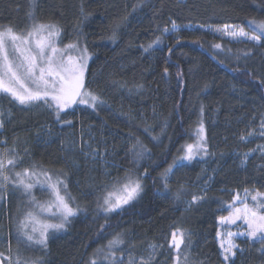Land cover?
<instances>
[{
  "label": "trees",
  "instance_id": "obj_1",
  "mask_svg": "<svg viewBox=\"0 0 264 264\" xmlns=\"http://www.w3.org/2000/svg\"><path fill=\"white\" fill-rule=\"evenodd\" d=\"M136 3L35 0L33 6L30 0H0V29L11 25L23 34L34 23H54L63 44L86 47L90 55L86 86L104 101L94 110L79 104L57 120L43 102L20 105L0 93V103L10 112L0 131L7 145H0V150L14 146L23 159L8 174L33 164L62 173L67 190L61 193L71 198L72 207L82 209L64 230L50 232L46 249L28 246L17 241L16 225L32 207L29 198L11 185L0 192L6 197L0 200V252L9 255L10 245L13 264L17 255L39 258L42 264H88L95 250L117 233L124 241L113 249L118 264H128L130 258L139 264L149 256L151 264L174 263L176 251L169 246L174 230L180 237L185 233L181 260L187 255V264H222L216 240L218 217L228 213L235 192L264 193V154L257 147L264 139L246 137L249 128L264 121V44L231 41L210 30L225 24L250 30L249 20H264V0H144L142 8L132 13ZM30 10L34 19L27 15ZM126 15L127 22L116 28ZM172 21L180 29L165 33ZM157 37L160 43L144 51ZM217 43L221 49L212 47ZM249 49L252 53L245 58ZM201 121L208 155L202 152L182 161L168 181L170 190L163 191L161 181L154 178L184 155L186 145L196 142ZM80 136L106 152L110 176L101 162L77 153ZM137 138L151 156L136 159L130 149ZM146 168L150 174L141 181L144 191L139 197L107 216L98 210V198L114 178L128 173L136 179ZM181 185L184 190L177 198ZM41 192L32 195L46 198L48 193ZM193 195L205 198L189 206ZM105 222L110 227L101 233ZM260 247V241L242 242L243 252L234 264H264ZM99 259L109 264L102 256Z\"/></svg>",
  "mask_w": 264,
  "mask_h": 264
},
{
  "label": "snow or ice",
  "instance_id": "obj_2",
  "mask_svg": "<svg viewBox=\"0 0 264 264\" xmlns=\"http://www.w3.org/2000/svg\"><path fill=\"white\" fill-rule=\"evenodd\" d=\"M30 4L34 6L35 0H30ZM143 4L144 0H138V3L133 5L132 13L142 8ZM27 15L29 18L34 19L32 10ZM128 19V15L122 17L120 22L116 24V28L126 23ZM248 27L251 29V34L243 28L237 30L235 26L227 24L220 28L212 29V31L233 39L246 38L248 41L254 42L256 46L264 44V20H249ZM179 29L180 26L175 21H172L171 28L165 27L163 31L168 33L176 32ZM60 35L61 30L54 23H34L26 35L18 34L11 25L0 30V93L10 96L14 102L20 105H33L43 102L47 108L54 110L57 120H60L61 114L66 109L71 108L75 104L86 105L94 110L98 105L104 103L100 96L86 86L85 70L88 66L89 58L87 48L81 49L77 44H69L65 45L64 48H60L57 45ZM111 39L115 41V31ZM159 43L160 37H157L144 48V51H149L154 45ZM212 47L221 49L222 46L217 43L212 45ZM72 51H79L80 55L75 57L68 55ZM169 51L171 52V49ZM251 53L252 50L249 49L243 53V56L246 58ZM236 58L239 60L241 56L237 55ZM164 73L168 74L167 68L164 69ZM177 76H182V73L178 72ZM201 112H203V108ZM0 116H2V113H0ZM61 123L71 124L72 122L61 121ZM261 127L264 129V121H262ZM3 128L4 121L0 119V129ZM144 130L147 132L148 128L145 127ZM197 131L199 142L186 145L184 148L185 154L174 159L172 164L154 178V182L157 179L161 181L163 191L170 190L168 181L176 168L182 166V161H191L194 156L199 155L201 152L208 155L203 121L200 122ZM251 134L249 133V135ZM152 139L154 141L159 140V137L153 136ZM240 139L244 140L245 137L241 136ZM0 145H7V140L0 139ZM130 151L135 152L137 160L151 156V150L140 142L138 138ZM261 151L264 154V146L261 147ZM103 155L104 153L95 150L92 152L93 159L97 156L103 158ZM85 156L87 157L88 154L85 153ZM244 156L246 160L248 153H245ZM21 163H23V159L14 146L4 147L0 150V192H4L11 185L15 189L22 190L23 194L29 198L28 203L32 206V210L27 211L23 219L18 221L16 238L18 242L23 240L28 246L39 245L46 249L50 238V230H64L70 219L82 209L79 206L72 207L71 198L61 195L62 191L66 193L67 190L65 180L61 179L62 173L53 174L42 166L33 164L30 167L8 174ZM149 174V170L146 168L136 179H133L128 173L124 177L114 178L111 183L113 191H109L102 198H98V210L107 216L122 209L124 205H128L144 191V185L141 181L147 178ZM37 184L49 190L52 196L49 202L37 201L35 196L32 195V190ZM206 186L207 182L205 191ZM183 190V185L177 189V198H179ZM117 192L120 194H117ZM248 196L249 192L247 189L245 190L244 200H241L238 194L233 196L232 201L227 205L228 209H230L229 215L218 217L217 222L219 225H235L237 221L242 220L247 226L246 232H227V239L224 238L219 229L217 230L216 235L225 264H228V262L234 264L237 250L241 253L243 252L240 245L234 242L235 237H246L247 240L252 242L260 241L261 247L257 251L264 254V203H254L250 207L246 202ZM5 198V196L0 195V200ZM204 198V196L193 195L191 201L188 202L189 206L202 201ZM260 199H264V193L257 191L254 195H251L253 202H257ZM237 204H242L243 206L237 207ZM41 213L59 218L60 222H43L38 219ZM107 227H110L107 222L102 224L101 233ZM121 235L117 233L113 239L108 241L107 245L96 249L88 264H101L99 259L101 256L103 260L109 261V264H118L119 258L115 256L113 249L124 243ZM184 236L185 233L181 232L180 239H177V231L174 230L169 240V246L176 250V255L173 257L174 264H187V255H185L184 260L180 259L181 248L185 244ZM150 247L155 250L156 246L151 245ZM105 248L107 251H105ZM7 252L9 253L7 256L4 252H0V264H13L10 245ZM151 260V256L147 260L141 258L139 264H151ZM15 264H42V261L39 258L34 260L25 259L17 255ZM128 264H137V262L135 258H130Z\"/></svg>",
  "mask_w": 264,
  "mask_h": 264
},
{
  "label": "rangeland",
  "instance_id": "obj_3",
  "mask_svg": "<svg viewBox=\"0 0 264 264\" xmlns=\"http://www.w3.org/2000/svg\"><path fill=\"white\" fill-rule=\"evenodd\" d=\"M225 25H226V24H225ZM227 25L235 26V28H236L237 30H239V28H243L246 32H249V34H251V29L248 30L247 28H244V27H242V26H240V25H234V24H227ZM222 26H224V25H222ZM222 26L211 27L210 30H211V32H212L213 34H215V35H217V36H220V37H223V38H226V39H229V40H231V41H239V40H245V41H248L246 38L233 39V38H231V37L224 36L223 34L215 33V32L212 31V29L220 28V27H222ZM0 30H3V29H0ZM18 34H19V33H18ZM23 34L26 35L27 32H25V33H23ZM71 44H77V43H71ZM57 45H58V47H60V48H64L65 45H69V44H63V43L61 42V40H60V37H59V38H58V41H57ZM77 45H78V47L81 48V49L84 48L83 46H81V45H79V44H77ZM68 55H72V56L75 57V56L80 55V52H79V51H72V52H69ZM89 60H90V55H89V58H88V63H89ZM86 69H87V68H86ZM85 73H86V70H85ZM77 105H79V104H75V105H73V106H72L71 108H69V109H72V108L74 109L75 106H77ZM66 110H67V109H66ZM0 113H2V116H0V119H3V121H4V123H5V122L9 119V117H10V112H9V110H8L3 104H1V103H0ZM0 131H1V129H0ZM249 133H252V134L249 135ZM246 137H247L248 139L255 138V137H261V138L264 139V129H262L261 124H260L259 126H257L256 128H253V127H252V128H249L248 131H247V135H246ZM79 139H80V147L77 148V153H78V154H81V155L84 157V159H86V158H87V159H90L89 161L98 160L99 162H101V165H102L101 168L105 170V172L107 173L108 176H110V175H109V172H107V169H106V165H108V164H107L108 162L106 161V160H107V159H106V156H107L106 152H105V151L101 152V153H104L103 158L97 156L95 159H93V157H92V152H93L94 150H95V151H98V152H100V151H99L98 149L92 148V145H91V143H89V141H86V140L83 141L84 137L80 136ZM198 142H199V136H198V138H197V140H196V142H195L194 144H197ZM70 145H71V144H70ZM262 146H264V141H263L260 145H258L257 147L261 149ZM88 149H90V152H89V151H86V150H88ZM70 150H71V149H70ZM72 151H73V150H72ZM260 151H261V150H260ZM85 153L88 154L87 157L85 156ZM201 153H202V152H201ZM201 153H199V154H201ZM184 154H185V153H184ZM248 155H249V154H248ZM196 156H198V155H196ZM196 156H194V157H196ZM194 157H193V158H194ZM183 162H186V161H183ZM36 190H37V192L40 193V194H42L41 191H46V192L48 193V195H47L46 198H40L39 200L37 199V201H40V202H49V201L52 199L51 193L49 192V190H47L46 187H42L40 184H37V185L33 188L32 191H36ZM109 191H113L112 187H111L110 189H108L107 192H109ZM117 194H120V193L117 192ZM237 194L240 196L241 200H244V199H245V190L235 192V195H237ZM61 195H63V194L61 193ZM235 195H234V196H235ZM251 195H252V194L249 193V196H248L247 201H246L250 207H252L254 203H263L261 199L258 200L257 202H253V201L251 200ZM236 206H237V207H242L243 205H242V204H237ZM29 210H32V207H31ZM29 210H28V211H29ZM229 211H230V209L228 210V213H227L225 216L229 215ZM23 217H24V216H23ZM23 217H22V219H23ZM38 219H40V220L43 221V222H47V223H59V222H60V221H59V218H54V217H52L50 214H46V213H41V214H39ZM218 229L221 231V233H222V235L224 236V238L227 239V232H229V231H231V232H246V231H247V226H246V224L241 220V221H237V223H236L235 225H219V224H218ZM51 231H54V230H50V232H51ZM172 233H173V232H172ZM172 233H171V237H172ZM177 239H180V235H179L178 232H177ZM216 240H217V244H218V246H219V240L217 239V235H216ZM246 240H247L246 237H235V238H234V242L237 243L238 245H240L241 248H242V242H244V241H246ZM173 249H174V248H173ZM219 250H220V247H219ZM174 251H176V250L174 249ZM238 253H241V252L237 250V254H238ZM220 254H221V250H220ZM237 254H236V255H237ZM6 256H7V255H6ZM235 257H236V256H235ZM235 257H234V259H235ZM221 259H222V264H225V261H224L222 255H221ZM231 263H232V262H228V264H231ZM169 264H174V263H169Z\"/></svg>",
  "mask_w": 264,
  "mask_h": 264
}]
</instances>
